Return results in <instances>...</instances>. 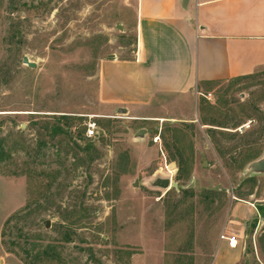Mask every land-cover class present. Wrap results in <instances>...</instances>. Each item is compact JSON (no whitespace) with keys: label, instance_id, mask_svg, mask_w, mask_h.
Here are the masks:
<instances>
[{"label":"rangeland","instance_id":"374dc122","mask_svg":"<svg viewBox=\"0 0 264 264\" xmlns=\"http://www.w3.org/2000/svg\"><path fill=\"white\" fill-rule=\"evenodd\" d=\"M135 20L136 0H0V264H228L222 234L233 264H264V173L241 183L264 153V69L110 112L100 61L132 57Z\"/></svg>","mask_w":264,"mask_h":264},{"label":"crops","instance_id":"0c3cea01","mask_svg":"<svg viewBox=\"0 0 264 264\" xmlns=\"http://www.w3.org/2000/svg\"><path fill=\"white\" fill-rule=\"evenodd\" d=\"M182 2L136 0L132 57L100 61L98 97L108 111L140 112L161 96L264 69V0ZM219 247L218 261L237 262V248Z\"/></svg>","mask_w":264,"mask_h":264},{"label":"water","instance_id":"95a60500","mask_svg":"<svg viewBox=\"0 0 264 264\" xmlns=\"http://www.w3.org/2000/svg\"><path fill=\"white\" fill-rule=\"evenodd\" d=\"M189 0H183L182 6L183 8H187ZM23 63L26 64L30 68H35L36 63L32 62L28 59L27 56L23 57ZM118 112H126L125 108H119ZM103 133V130L99 129V134ZM139 136H142L144 132L139 131L137 133ZM264 173V153L261 157L258 159L252 160L248 166L246 171L243 174V177L241 179V183H243L246 179L250 178L254 174H263ZM151 185L154 187H159L163 189H169V188H175L176 190L179 189V185L176 181L172 180L169 176H158L156 177L152 182ZM258 219L262 222H264V215L259 216ZM46 227L49 226V222L45 223Z\"/></svg>","mask_w":264,"mask_h":264},{"label":"trees","instance_id":"16d2710c","mask_svg":"<svg viewBox=\"0 0 264 264\" xmlns=\"http://www.w3.org/2000/svg\"><path fill=\"white\" fill-rule=\"evenodd\" d=\"M60 119H69V117L67 115H62L61 117H59V120ZM54 130L55 131H63V132H66L67 131V128H62V126H60V123L59 125H55L54 126ZM99 137H102V135H100ZM171 169H173V164L171 166ZM252 178H248V181L251 180ZM187 192V190H185ZM207 193H210V194H214L215 191L213 190H207L206 191ZM64 241L66 242H70L72 241V235L70 233H67V235L65 236L64 238ZM258 241H259V245H260V248L261 250L264 252V234H262L259 238H258ZM52 245L48 244L44 247H41V248H38L37 250V257L39 258V260H54V259H58L57 255L56 254H53L51 252H49V250L52 249ZM119 253H123L126 257L130 258L133 254L132 251L130 250H123V249H120L119 250ZM189 258L192 259V257L190 256Z\"/></svg>","mask_w":264,"mask_h":264},{"label":"built area","instance_id":"2783aa9c","mask_svg":"<svg viewBox=\"0 0 264 264\" xmlns=\"http://www.w3.org/2000/svg\"><path fill=\"white\" fill-rule=\"evenodd\" d=\"M99 125L95 120H90L87 123V128L85 130V136L88 138H94L99 135ZM221 240L226 241L228 245L232 248L238 246V240L235 236H228L226 234L221 235Z\"/></svg>","mask_w":264,"mask_h":264}]
</instances>
